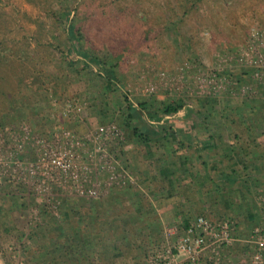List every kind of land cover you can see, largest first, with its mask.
<instances>
[{"label":"rangeland","instance_id":"374dc122","mask_svg":"<svg viewBox=\"0 0 264 264\" xmlns=\"http://www.w3.org/2000/svg\"><path fill=\"white\" fill-rule=\"evenodd\" d=\"M119 95L134 108L131 120ZM179 99L184 111L162 113ZM68 100L81 103L80 114L65 112ZM128 120L152 141L136 146ZM193 123L201 138L189 156H202L191 159V175L172 140H185L189 133L178 130ZM79 125L76 136L91 138L117 126L115 166L136 182L107 185L92 165L88 175L107 185L101 196L37 195L22 163L65 144ZM163 127L168 144L158 138ZM233 129L264 147V0H0V264H156L173 254L180 264L175 247L199 216L230 219L237 241L224 249L226 263L252 264L257 247L247 239L264 226V155L251 160L260 181L247 182ZM180 186L202 197L205 210L167 202ZM83 199L88 209L66 211ZM54 225L61 238L43 245L36 236L48 239ZM86 231L89 244L69 239Z\"/></svg>","mask_w":264,"mask_h":264},{"label":"built area","instance_id":"2783aa9c","mask_svg":"<svg viewBox=\"0 0 264 264\" xmlns=\"http://www.w3.org/2000/svg\"><path fill=\"white\" fill-rule=\"evenodd\" d=\"M66 106L65 112L69 115L80 114L83 109L81 103L70 100ZM119 130L115 125L101 126L94 133L96 137L92 135L93 138L88 137V134L77 137L76 132L69 130L66 132L65 144L48 146L39 154L36 162L24 160L22 176L26 182H32L37 195L46 199L52 197V192L56 189L58 192L96 198L101 196L102 189L106 188L108 182L121 187L133 186L135 178L127 169L120 171L115 166V157H118L123 144ZM106 143H114L112 146L118 152L111 153ZM89 144L92 145L91 149H88ZM19 148L24 152L26 144L21 142ZM81 153L84 155L82 158ZM92 165L96 171H101L99 174L106 175L107 185L101 179L88 175V171H92ZM57 204L60 201L54 202L50 208H57ZM233 229L230 219L216 221L206 216L197 217L187 226L175 247L177 256L183 258L180 264H201L206 261L207 264H227L224 249L237 241ZM247 242L254 243L257 247L252 264H264V226L255 227ZM155 261L156 264H172L174 254L172 257L158 256Z\"/></svg>","mask_w":264,"mask_h":264},{"label":"trees","instance_id":"16d2710c","mask_svg":"<svg viewBox=\"0 0 264 264\" xmlns=\"http://www.w3.org/2000/svg\"><path fill=\"white\" fill-rule=\"evenodd\" d=\"M78 31L75 27H71V32L73 34H78ZM80 37L81 35L78 34ZM81 42V41H80ZM80 46L83 48L82 44L80 43ZM121 100H122V103L126 105V110L124 113H127V118H133L134 117V108L132 107L131 103L128 101V99L124 96V98L122 97V95H119ZM140 106H143V104H141ZM145 106V105H144ZM188 106V104L182 100V99H179V100H176V101H167L165 103H163V105L161 106V110H162V113L163 114H166V115H175L179 112H182L186 109V107ZM194 123L190 126H187V124L184 125V127L180 128V131L178 130V134L181 133V132H188L189 135L188 137L184 140V139H180V138H175V141L174 139L172 140L171 138L173 137L172 136V133L170 134L169 130L166 128V127H163L162 130L159 131V137L160 138V142H163V144H168V142L170 143L171 140L173 142H176L177 143V146L176 148L172 151V153L174 154V157L176 159H179L181 156H185L184 158V161H183V164L187 165V169L189 170L188 172L193 175L195 172L191 169V166H192V162H191V159L195 156H189L191 154V145L193 142H195L196 140H198L199 138V134L196 133V130H195V126H193ZM126 126L131 128L132 131H133V138L134 141L136 142L135 145L136 146H141V144H145V143H148V142H151L152 141V138L147 135L146 133H142L141 130L139 129V127H134L133 124L131 123V121H127L126 122ZM73 130L77 133V134H82L84 131H83V127L81 125L73 128ZM242 131L243 129H233V131H231V135H232V139L238 143L239 145V152L237 153V158L239 159L240 162L242 163H245L246 164H250L251 163V160L255 158V156H258L261 157L262 155H264V147L263 146H259V145H256V146H252V144H255L256 140L255 138H252L251 139L249 137V133H248V136L246 135H243L242 134ZM210 134V137H207L205 139V142L209 141V140H212V134L209 132ZM180 136V135H179ZM258 136V135H257ZM202 142H204V140H202ZM210 143V142H208ZM240 143V144H239ZM164 146V145H163ZM166 147V146H164ZM185 151V152H183ZM179 153H181L180 155H178ZM183 153H186V154H183ZM165 154V153H164ZM162 154L159 158V160H164L165 161V155ZM178 155V156H177ZM167 156V155H166ZM198 157V159L201 158L202 155H196ZM207 157H209V153L207 155ZM167 158V157H166ZM193 161V160H192ZM191 162V163H190ZM194 162H196L194 160ZM193 162V163H194ZM205 165H209V161L207 159L204 160L203 162ZM250 167V166H249ZM248 166L246 167L249 168ZM248 170V171H247ZM246 171L248 173H254L256 170L254 168V165H251V169H247ZM258 170V169H257ZM178 180V179H177ZM192 185V184H191ZM188 187H184L183 186V190L182 188L181 189H177L176 191H178V193L182 194V196H186V197H189L187 196L188 194L191 195V192L188 193ZM219 190H220V187H219ZM181 191V192H180ZM123 192V191H122ZM125 192V191H124ZM125 193H128V192H125ZM115 198H114V202H115ZM127 199L125 197H123V199L121 200L122 204H125V201ZM134 200V198H133ZM133 202V201H132ZM92 204V205H91ZM90 204V208L91 210H97V205L95 204V202L91 203ZM116 204L115 203V208H116ZM79 207H75V206H72V207H69L68 209H66L67 212H73V211H77V212H80V211H83V208H84V211H85V207L88 209V201L84 200L83 199V204L81 203H78ZM120 206V205H119ZM88 211V210H87ZM84 217H85V214L82 213V215L79 217L80 219L77 220L79 223L81 221L84 220ZM74 218L70 219V224H73V227H76V222L74 223ZM188 226V223L186 224V227ZM47 228V227H46ZM8 230V229H7ZM42 230V229H41ZM81 230V229H80ZM87 230V229H86ZM46 233H47V236H48V239H46V237H44L45 235L41 234V235H37L36 237L42 242V244L44 245H48L50 242L52 241H55V239H59L61 238V236L59 234V230H57V225H54L53 226V229H49L47 228L46 229ZM80 234H82V232L80 231ZM79 242L80 244H89L88 242L90 241V236L87 234V231L84 233V235L82 236V239L77 235H71V237L69 239H74ZM56 239V240H57ZM56 242V241H55Z\"/></svg>","mask_w":264,"mask_h":264},{"label":"crops","instance_id":"0c3cea01","mask_svg":"<svg viewBox=\"0 0 264 264\" xmlns=\"http://www.w3.org/2000/svg\"><path fill=\"white\" fill-rule=\"evenodd\" d=\"M261 144V143H260ZM256 145H259L258 143H255V144H252V146H256ZM261 146H262V144H261ZM168 159V158H167ZM166 159V160H167ZM194 160H198V158L197 157H194ZM263 160L264 159H261L260 161L261 162H263ZM258 162V161H257ZM251 163L250 164H246L245 165V168L248 166H250L249 168H247V169H251ZM257 165H259V166H261V164L259 163V164H257ZM254 167H257L255 164H254ZM246 169V170H247ZM259 169V168H258ZM248 171V170H247ZM246 171V172H247ZM261 171H263V169L261 168ZM262 173V172H261ZM261 173L259 174V173H256V172H254V173H246V176H244V178H246V180H248L247 182H249V181H251V182H253V181H260V176H261ZM264 180V179H263ZM178 181V180H177ZM161 182V181H160ZM179 189H181V188H183V186H180V187H178ZM155 195H158V194H155ZM165 196H167V197H169L170 196V198L167 200V202H169L170 200H173L174 198H176V201H177V203L180 201L181 203L180 204H182L183 206H184V208H186V209H189V207L190 206H192V208H194V209H199V208H203L202 210H205V206L203 205V198L202 197H199V196H197L196 197V199H193V197H192V195H190V194H188L187 196H189V197H186V196H182V194H180L179 196L178 195H165ZM169 206H172V203L169 205ZM85 209H87L86 207H85ZM190 210V209H189ZM194 211V210H193ZM199 211V210H198Z\"/></svg>","mask_w":264,"mask_h":264}]
</instances>
